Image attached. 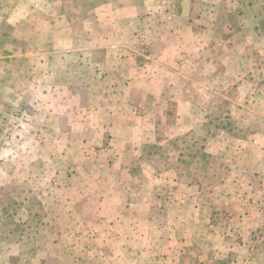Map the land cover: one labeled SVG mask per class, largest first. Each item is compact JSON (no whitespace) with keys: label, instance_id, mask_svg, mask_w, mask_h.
Segmentation results:
<instances>
[{"label":"rangeland","instance_id":"obj_1","mask_svg":"<svg viewBox=\"0 0 264 264\" xmlns=\"http://www.w3.org/2000/svg\"><path fill=\"white\" fill-rule=\"evenodd\" d=\"M21 1L0 0V70H15L0 100V264H264V140L248 137L260 110L228 122L221 100L191 91L198 105L176 122L169 102L129 91V71L101 70L96 48L115 44L87 43L83 6L51 34V6L27 0L21 44ZM106 213L107 263L87 252Z\"/></svg>","mask_w":264,"mask_h":264},{"label":"crops","instance_id":"obj_2","mask_svg":"<svg viewBox=\"0 0 264 264\" xmlns=\"http://www.w3.org/2000/svg\"><path fill=\"white\" fill-rule=\"evenodd\" d=\"M22 1L25 3L19 4V10L24 16H19V27L24 30L20 31L19 42L27 44V17L34 10L29 1ZM42 3L38 6L40 10L46 11L43 5H49L56 15L55 19L39 20L42 28L44 25L52 28L51 34L54 27L76 24L69 20L70 15L69 19L60 20L68 15L60 14L63 8L83 6L87 18L79 19L78 24L87 27V43L115 44L96 48L103 52H96L101 64L104 63L101 70L114 69L122 75L124 70L129 71V91L137 90L147 98L170 103L176 122L183 121L198 105L193 104L191 91H196L200 100L210 92L214 100H221L228 107V122L235 121L234 116L240 113L246 121L245 114L255 113L258 108L259 127L254 135L247 136L264 140V0H43ZM8 22L17 25L12 20ZM35 35L43 51L48 40ZM141 43L147 45L148 56L139 53ZM39 55L43 60L44 54ZM23 60H27V54ZM12 71L15 70H0V100L4 107L9 106L6 101H10ZM19 75L22 86L27 81L26 70H19ZM6 91L9 92L5 94ZM161 115L166 120V115ZM119 116L124 119L122 112ZM153 123L157 126L155 120ZM175 126H171L174 131ZM109 220L106 213L98 221V227L87 228L88 254L94 252L99 259L103 256L105 263L107 255L103 252L112 228ZM135 238L134 247L148 248L137 235Z\"/></svg>","mask_w":264,"mask_h":264}]
</instances>
